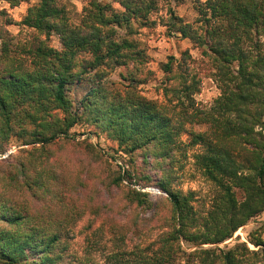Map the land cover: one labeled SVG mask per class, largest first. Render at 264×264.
I'll return each mask as SVG.
<instances>
[{
  "label": "trees",
  "instance_id": "obj_1",
  "mask_svg": "<svg viewBox=\"0 0 264 264\" xmlns=\"http://www.w3.org/2000/svg\"><path fill=\"white\" fill-rule=\"evenodd\" d=\"M29 1L0 0L12 8ZM86 1L78 22L66 0H37L21 22L0 8V154L14 140L27 147L26 162L0 163V264H92L68 260L64 230L85 212L114 210L94 195L78 197L84 182L70 180L58 160L69 144L100 155L92 144L76 143L72 130L80 124L131 159V169H110L102 180L119 191L126 215V232L106 264H264V223L248 243L220 247L264 214V0L198 2L193 23L168 8L167 35L192 43L220 90L210 107L197 103L203 78L189 50L160 65L162 102L140 90L150 58L134 25H159L151 18L159 0H120L122 11ZM14 24L37 37L15 48L6 27ZM52 36L61 49L50 46ZM116 69L127 71L123 83L109 79ZM84 82L91 88L75 109L69 93ZM188 125L207 129L188 133ZM189 159L211 187L204 215L198 193L177 187ZM132 185H155L166 196L152 201ZM128 232L138 240L132 248ZM183 242L196 250L186 252Z\"/></svg>",
  "mask_w": 264,
  "mask_h": 264
},
{
  "label": "rangeland",
  "instance_id": "obj_2",
  "mask_svg": "<svg viewBox=\"0 0 264 264\" xmlns=\"http://www.w3.org/2000/svg\"><path fill=\"white\" fill-rule=\"evenodd\" d=\"M70 4L74 19L78 22L77 17L84 14V8L87 5L86 0H66ZM103 3L110 4L117 11H122L120 0H101ZM208 0H159L160 10L153 14L152 20L159 23L152 29H139L137 25L134 28L139 30V39L143 48L146 50L150 61L147 65V72L145 76L148 77V81L140 86V90L143 95L151 100L163 101L161 86L165 80V76L160 69L162 63L168 62L169 57L174 56L180 58L182 53L189 50L195 61V66L200 70L203 78L202 92L197 95L196 100L200 107H210L214 101L220 96V90L217 84L211 78V71L208 64L202 59L200 52L193 48L192 43L189 40H183L177 37H169L166 32V27L163 26L162 20L167 17V10L169 7L173 8L177 15L184 18L187 22L193 23L196 21L198 14L195 6L198 2H206ZM37 0H30L29 2L22 3L20 6L12 8L5 2H0V8L5 9L14 22H21L27 15L31 6L35 5ZM77 16V17H75ZM3 23V22H2ZM7 30L15 36V48L17 45L24 46L29 42H32L37 37L35 31L22 26L10 25L6 26ZM125 34L124 31L121 33ZM50 46L56 49H61V43L57 36H52L49 42ZM25 63L29 65L30 59L24 55ZM127 73L124 69H116L111 71L109 79L116 82H124L121 79V74ZM91 85L87 82L82 83L79 86L71 88L69 96L74 104V108L78 109L80 102L88 93ZM189 132H202L207 128L199 125H188ZM72 134L76 137V143L82 144L87 142L92 144L100 155L97 158L87 155L82 145L76 147L74 144H69L67 148L58 152V160L64 165L69 179L74 181L76 178H81L83 185H80L77 196L83 199L84 196L94 195L101 203L102 208L105 205H110L113 208V212L109 210L102 212H85L84 215L73 221L69 227H66L64 233L67 234V257L69 261H76L79 258H90L92 264H106L108 255L115 249L119 242L122 232H126L125 228V212H123L122 196L117 189H108L105 185H102L103 178L107 175L109 170L123 171L131 169V159L125 155L122 151H118L117 143L113 142L104 134H96L93 129L87 125L80 124L72 130ZM189 135L183 136L184 141H188ZM27 147H19V142L14 140L7 151L0 154V163L4 162L7 165L17 164L19 162H26V156L21 152V149ZM142 157L137 160V165L142 164ZM34 171V170H33ZM126 185H129L126 182ZM134 188L142 190L143 192L150 193L152 201L158 198H163L166 194L157 186L151 185L145 188H141L137 185H132ZM177 187L184 192L195 191L198 193L197 198L199 202L196 203V208L204 215L209 208V202L211 197L210 185L201 177V175L195 170L193 166V160L189 159L185 161V171L180 174L177 179ZM24 195H21L23 197ZM28 195H25L23 199H26ZM73 197V195H72ZM126 214H131L127 209ZM151 213L148 214L150 216ZM120 220L114 222L115 218ZM262 223H264V214L258 219L250 222L245 227L241 228L235 236L221 244L220 247H232L237 242L248 243V236L253 231L257 230ZM127 225V224H126ZM155 233L152 238H155ZM127 243L132 248L134 242H138L137 237L131 233H127ZM115 246V247H114ZM183 249L190 253L196 250V246L182 243ZM205 248H211L213 246L206 245ZM117 248V247H116ZM250 248L257 250L254 246L250 245ZM91 264V263H90ZM180 264H185L181 262Z\"/></svg>",
  "mask_w": 264,
  "mask_h": 264
}]
</instances>
